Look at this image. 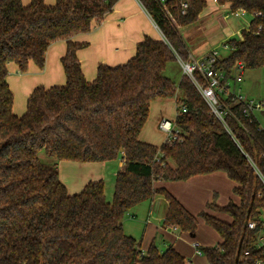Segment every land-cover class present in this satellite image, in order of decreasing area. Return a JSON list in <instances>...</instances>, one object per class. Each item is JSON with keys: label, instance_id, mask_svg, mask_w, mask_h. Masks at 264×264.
Wrapping results in <instances>:
<instances>
[{"label": "trees", "instance_id": "16d2710c", "mask_svg": "<svg viewBox=\"0 0 264 264\" xmlns=\"http://www.w3.org/2000/svg\"><path fill=\"white\" fill-rule=\"evenodd\" d=\"M117 2L56 0L48 6L45 0H31L25 6L22 0H0V264H187L172 246L161 251L153 242L144 252L124 231L125 216L156 197L168 203L164 227L194 235L200 217L219 235L218 246L201 249L207 264L264 262L259 244L264 128L259 118L244 117V106L227 95L222 122L191 79L182 75L176 83L165 76L177 56L189 60L181 30L199 23L207 0H166L165 6L139 0L164 41L146 36L134 58L115 67L99 65L96 79L89 82L77 56L85 45L71 38L91 32ZM215 2L252 17L240 38L228 39L230 53L216 68L227 79L233 78L238 63L246 71L264 68V0ZM182 3L188 5L186 13ZM61 40L68 41L62 59L66 83L36 88L25 114L18 117L8 64L23 74L31 62L43 70L49 47ZM169 99L177 102L175 124L182 139L160 148L141 141L151 104ZM41 155L57 162H45ZM118 159L125 166L116 176L111 203L103 181L89 183L77 195L61 182L59 162ZM215 173H224L235 184L237 199L225 206L211 202L197 216L157 185ZM250 223L257 228L251 230Z\"/></svg>", "mask_w": 264, "mask_h": 264}, {"label": "crops", "instance_id": "0c3cea01", "mask_svg": "<svg viewBox=\"0 0 264 264\" xmlns=\"http://www.w3.org/2000/svg\"><path fill=\"white\" fill-rule=\"evenodd\" d=\"M22 2L25 6H28L31 0H22ZM45 3L48 6H54L56 0H45ZM228 9L229 7L227 6H218L215 0H213L212 7L208 8L207 6L200 17L199 23L193 26L194 30L196 29L200 33L202 31L205 33L207 32L209 36L212 35L215 30H219V27L216 28L218 25L215 23L218 19H216L215 16L219 15L221 10L226 11ZM212 20H214V24L211 23ZM182 35L187 47L188 44L190 48L192 47L194 53L188 47L191 57L201 59L211 53L208 51L202 53L203 46H201V41H199L200 37L203 36L202 33L199 36L196 35L186 38L188 33L186 32V35L183 34L182 30ZM146 36L155 40L164 41V36L160 29L139 0H118L113 12L108 15L104 21L99 24L96 23L89 33L74 35L71 41L79 45H85L84 48L77 52V56L81 62L85 78L87 81L93 82L97 77L99 65L115 67L127 63L135 57L137 46ZM67 42L66 40L57 41L49 47L45 58V68L43 70H40L31 62L28 72L23 74L14 63L8 64L9 75L7 79L15 96L14 113L18 117L25 114L27 110V101L36 88L41 86L50 88L53 86H62L66 83L62 59L67 51ZM195 54L197 55L194 56ZM174 108L177 109L176 99L153 102L151 104L149 118L141 132V141L154 146L160 145L164 136L159 129V123L162 119H167L165 118L167 115H172V110ZM110 163L111 162L80 163L62 161L59 165L61 182L65 185L69 194H80L89 183L104 182L107 176H117L123 171L125 166L124 162L120 161L116 172ZM227 180H229V178L224 173H215L207 176L194 177L184 182L158 183L157 185L168 190L191 214L197 216V213L199 214L203 211H207V205L213 201V193L217 192L218 195L221 193L224 194L222 186ZM234 187L235 184L233 183L232 193L228 196L227 203H217L219 206L227 205L231 199L236 200L233 198ZM149 202L151 206L145 223L147 227L151 226L155 228L156 233L159 231L162 232L161 239L165 248L161 250L157 245L159 250L163 251L169 246H172L186 259L187 264H207L206 257L202 254H197L195 244L200 245L199 249L203 247H213L215 245L209 244V246H205L206 244H203L200 238L195 242L192 240L189 242L186 233H181L177 229L164 227L168 203L161 197H156ZM159 205L161 208L166 207L163 217L159 218L160 220L156 217ZM209 213L225 220L224 216L218 215L215 212L209 211ZM135 216V214L131 215V217ZM126 234L132 236L128 233ZM132 237L135 238L134 236ZM191 237V239H195L197 234ZM156 239L155 237L149 246L153 242L156 243ZM220 242L221 239L219 237L217 246ZM140 244L143 250L142 243ZM149 246L143 251L146 252Z\"/></svg>", "mask_w": 264, "mask_h": 264}, {"label": "rangeland", "instance_id": "374dc122", "mask_svg": "<svg viewBox=\"0 0 264 264\" xmlns=\"http://www.w3.org/2000/svg\"><path fill=\"white\" fill-rule=\"evenodd\" d=\"M212 1L213 0H208L207 2L208 8L212 7ZM231 14L232 13L228 12V10L226 11L221 10V13L215 16L216 19H218L217 22L215 23L218 25L216 26V28L219 27V30L217 31L215 30V32L210 36L207 32L206 33L204 31L201 32L203 36L200 37L199 41H201V46H203L202 53L205 51H208V52L216 51L219 53V58H222V59L226 58L229 55L230 50L226 47L225 45L226 42L228 41V39H231V38H237V39L240 38L242 31L249 27L250 22L252 20V17L250 15H245L243 17L238 18ZM213 22L214 20H212L211 23ZM185 29H182V30H183V34L186 35V32L188 33V35H186V38H190L196 35L199 36L201 34L196 29L194 30L193 27L191 29L189 28H185ZM188 47H189V44H188ZM190 49L192 51V47ZM196 55L197 54H195L194 56ZM182 75H183L182 67L178 61L168 64L167 69L165 71L166 77L172 79L176 83H179ZM233 90H235L237 94L239 93V91H242V94L245 98L255 99V100L264 102V68L259 69V70L246 71L243 82L233 86ZM176 117H177V109L174 108L172 110V115H167L165 118L175 121ZM258 118L260 120L261 126L264 128V116H259ZM162 134L164 136V139L162 138L160 145L157 146L159 148L165 143V140H167L166 135L163 132ZM41 157L43 158L45 162H48V163L57 162L55 159H51L44 155H41ZM120 161L122 160L118 159L110 163V165L113 166L114 171L116 172L119 167ZM60 163L61 162H59V165ZM115 176L116 175H114V177L107 176V179L104 181L106 198H107V201L110 203L113 202V199H114L115 181H116ZM222 188H223L224 194L221 193L220 195H218L217 192L213 193L212 202L227 203L228 198H229L228 196L232 193L233 183L230 180H227L226 183L224 182ZM233 198L237 199L234 194H233ZM150 206H151L150 202H145V203L138 205L131 212H129L123 220L124 231L134 236L139 243H142L143 250H146L149 244L152 242V240L156 237L157 238L156 243L159 246V248L162 250L165 248L162 243V239H161L162 232L159 231L158 233H156L155 228L151 226L147 227L145 223L148 213L150 211ZM165 208L166 207L161 208L160 205L158 206L157 212H156V217L158 218V220H160L159 218L163 217L165 210H166ZM132 214H135L136 216L131 217ZM199 214L197 213V215ZM221 216H224V215H221ZM224 219L228 221L231 220L230 217L228 216H224ZM262 221L264 223V209L262 210ZM196 234H197V237L195 239H191L192 235L186 233L188 237L187 238L188 241L191 242L192 240L195 242L196 240H199L198 238H200L201 239L200 241L203 244L204 243L206 244L205 246H209V244L217 246L219 242V235L210 226H208L205 223V221L200 217H199V226H198V229L195 235Z\"/></svg>", "mask_w": 264, "mask_h": 264}, {"label": "built area", "instance_id": "2783aa9c", "mask_svg": "<svg viewBox=\"0 0 264 264\" xmlns=\"http://www.w3.org/2000/svg\"><path fill=\"white\" fill-rule=\"evenodd\" d=\"M156 1L165 6L166 0ZM187 8L188 5L186 3H182L183 13H186ZM228 12H231L230 9H228ZM231 15H234L235 17H243L246 13L244 11H239L237 13H232ZM219 59V53L216 51L211 52L201 59H195L190 56L187 62L182 61L177 56V61L182 67L183 75L191 79L203 99L210 107L211 111L219 120L224 122L222 107L223 100L227 97V95H232L238 103L244 106L242 111L244 117L251 118L254 116H264L263 101L245 98L242 91H239L237 94V92L233 90V86L243 82L246 72L245 66L242 63L235 65L233 78L227 79L226 72L223 69L216 68V64ZM195 75H198L199 79H196ZM182 110L183 112H186L185 108H182ZM159 129L166 135V141L176 142L182 139L181 133L177 129L175 121L162 119L159 123ZM249 228L251 230H255L257 228V224L250 223ZM259 244L264 246V223L259 237ZM195 248L197 250V254L201 255L202 252L201 249H199L200 245L195 244ZM258 264H264V262H259Z\"/></svg>", "mask_w": 264, "mask_h": 264}]
</instances>
